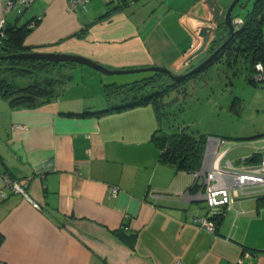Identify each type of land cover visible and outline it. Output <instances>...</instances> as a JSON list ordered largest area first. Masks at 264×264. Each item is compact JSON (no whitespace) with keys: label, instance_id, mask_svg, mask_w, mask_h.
<instances>
[{"label":"crops","instance_id":"crops-1","mask_svg":"<svg viewBox=\"0 0 264 264\" xmlns=\"http://www.w3.org/2000/svg\"><path fill=\"white\" fill-rule=\"evenodd\" d=\"M6 1L0 0V19L8 33L28 29L26 52L80 56L109 70L164 67L174 75L201 62L232 2L91 0L83 11L70 10L67 0H28L18 14L4 11ZM254 1H243L233 19L244 22ZM216 4L223 6L218 23L211 20ZM236 54L208 67L205 80L212 83L218 74L234 87L239 70H232L240 58L250 64L249 80L253 55ZM60 71L72 79L42 106L16 109L0 97V185L6 195L0 200V264H264V195L217 209L213 233L199 227L194 219L209 211L203 178L194 183L190 172L160 160L151 138L171 128L151 103L78 116L138 102L149 94L138 86L153 72L103 75L77 64ZM256 85L257 124L214 127L213 136L233 145L220 166L264 157V84ZM235 96L234 114L253 105ZM4 173L40 208L3 186Z\"/></svg>","mask_w":264,"mask_h":264},{"label":"trees","instance_id":"trees-1","mask_svg":"<svg viewBox=\"0 0 264 264\" xmlns=\"http://www.w3.org/2000/svg\"><path fill=\"white\" fill-rule=\"evenodd\" d=\"M218 29L217 36L210 44L203 59L227 40L228 31H225L227 28L223 23L218 25ZM8 32L5 25L4 37L0 38V45L8 48L10 53L26 52L22 46V40L28 29L21 28L14 32ZM231 52L237 53L235 57L239 54H246V56L252 54L254 63L261 62L264 64V0L254 1L241 29L228 41L214 60L199 73L180 82L171 80L169 76L163 73H151L150 77L139 84L137 89L140 92V90L148 88L149 94L138 102L93 114L83 113L78 116H98L111 111H120L124 108L151 103L159 119L164 118L167 122L163 99L188 79L199 75L215 62L220 61L224 55L229 57ZM70 66H74V64L48 63L37 60H0V97L7 100L10 107L16 109H32L42 106L53 101L61 91V87L72 79V76L60 71L62 67ZM252 67L254 69V66ZM252 77L248 81L250 84L256 85L257 83ZM233 107L234 103H232L231 109ZM185 128L182 125L174 131L163 132L159 130L152 136L151 141L159 149V157L162 162L173 165L179 171L190 172L193 175L202 167L207 137L202 134L193 135L187 130L185 131Z\"/></svg>","mask_w":264,"mask_h":264},{"label":"built area","instance_id":"built-area-1","mask_svg":"<svg viewBox=\"0 0 264 264\" xmlns=\"http://www.w3.org/2000/svg\"><path fill=\"white\" fill-rule=\"evenodd\" d=\"M91 0H67V7L74 10L79 7L83 11H87L88 4ZM29 6L28 0H7L5 2V12L14 11L18 14ZM40 17L36 19L39 21ZM31 22L28 27L31 28L35 22ZM6 22L0 19V38L4 37ZM243 25L242 20H234V30H240ZM254 74L252 79L256 83L264 84V64L255 62ZM22 126L14 125L12 129H22ZM231 145L227 140L220 138H208L205 155L209 152L213 157H217L219 162L230 150ZM218 147H224L218 151ZM209 165L208 168L202 167L199 171L193 173L194 183L199 177L203 178L201 196L208 208V215L197 217L194 222L201 228H204L209 233H213L216 223V210L219 208L233 209L235 200L241 197H249L254 195H264V157L255 164H244L239 167H234L229 162L225 166ZM2 185L9 188L13 194L21 195L25 198L33 208L39 209V204L33 202L25 188L18 182L12 180L5 173L2 175ZM116 192L115 189L112 190ZM6 198L5 193L0 185V200Z\"/></svg>","mask_w":264,"mask_h":264},{"label":"rangeland","instance_id":"rangeland-1","mask_svg":"<svg viewBox=\"0 0 264 264\" xmlns=\"http://www.w3.org/2000/svg\"><path fill=\"white\" fill-rule=\"evenodd\" d=\"M236 10L239 12L238 6L235 7L234 11ZM243 13L244 12H242V14ZM238 62L240 64L232 70H239L236 72V76L239 79L235 80L234 87L229 84L228 80L218 78L216 72L214 74L217 75L213 78L212 83L210 81L207 82V80H205V75L210 74V71L208 73L204 71L188 79L184 84L180 85L175 91L171 92L163 99L165 113L167 114V122L172 131L184 125L187 127L186 130L193 135L203 133L208 138H216L212 135L215 133V126H224L226 128L241 130L244 128H251L257 124L260 115L256 113L255 101L258 98L256 90L260 88L261 85H256L257 89H254V85H250L248 82L250 64H245L242 58H240ZM233 65L234 63L231 67ZM232 73L233 72L229 75L230 78ZM202 77H204V80ZM235 95L245 99L248 104L251 100L254 101L253 105L246 107L244 113L237 110V113L234 114L230 106H232V101L236 97ZM214 102L218 103L217 106L214 105ZM239 114L240 117H238ZM167 124L166 127L169 130ZM229 138L237 139L234 137ZM234 143L235 142H233V144ZM230 157L231 155L227 156V158Z\"/></svg>","mask_w":264,"mask_h":264},{"label":"water","instance_id":"water-1","mask_svg":"<svg viewBox=\"0 0 264 264\" xmlns=\"http://www.w3.org/2000/svg\"><path fill=\"white\" fill-rule=\"evenodd\" d=\"M216 2V1H215ZM243 0H232V2L226 8L222 23L227 28L228 38L225 40L218 48H216L212 53H210L205 59H203L200 63L195 65L192 69L187 71L184 74L174 75L167 68L164 67H148L141 69H131V70H109L104 66L90 60L87 58H83L75 55H65V54H56V53H44L37 51H29V52H20V53H10L9 49L0 45V52L3 54L0 55V60H37L44 61L48 63H73L77 65L86 66L89 69L95 70L103 75H119V74H131V73H141V72H155V73H163L171 80L180 82L184 79L188 78L191 75H195L199 73L205 66L211 63L214 58L218 55V53L226 46L228 41L236 34L234 32V19L233 12L235 7L242 6ZM213 0H208L206 4H212ZM217 3V2H216ZM216 9L212 10V22L218 23L220 21V13H222L223 6H219L216 4ZM244 6V5H243ZM208 37V36H207ZM209 41V39L207 40ZM251 63H254V57H251Z\"/></svg>","mask_w":264,"mask_h":264},{"label":"bare ground","instance_id":"bare-ground-1","mask_svg":"<svg viewBox=\"0 0 264 264\" xmlns=\"http://www.w3.org/2000/svg\"><path fill=\"white\" fill-rule=\"evenodd\" d=\"M234 32L236 33L237 31L234 30ZM205 157L209 160V165H217L219 162V159L217 157H213L211 154H209V152Z\"/></svg>","mask_w":264,"mask_h":264},{"label":"flooded vegetation","instance_id":"flooded-vegetation-1","mask_svg":"<svg viewBox=\"0 0 264 264\" xmlns=\"http://www.w3.org/2000/svg\"><path fill=\"white\" fill-rule=\"evenodd\" d=\"M243 22V21H242ZM244 23V22H243ZM242 27V26H241ZM241 29V28H240ZM239 31V30H238Z\"/></svg>","mask_w":264,"mask_h":264}]
</instances>
